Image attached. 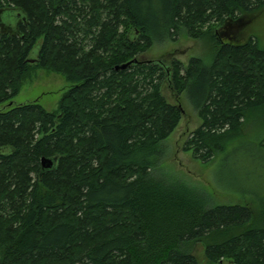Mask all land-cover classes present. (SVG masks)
I'll list each match as a JSON object with an SVG mask.
<instances>
[{"label": "trees", "instance_id": "trees-1", "mask_svg": "<svg viewBox=\"0 0 264 264\" xmlns=\"http://www.w3.org/2000/svg\"><path fill=\"white\" fill-rule=\"evenodd\" d=\"M263 10L264 0H0V264H200L197 242L206 264H264V203H210L156 171L182 113L164 80L192 100L201 122L182 150L201 162L252 113L264 121V47L250 32ZM181 28L209 48L207 62L135 58ZM38 68L70 83L56 111L13 103Z\"/></svg>", "mask_w": 264, "mask_h": 264}, {"label": "rangeland", "instance_id": "rangeland-1", "mask_svg": "<svg viewBox=\"0 0 264 264\" xmlns=\"http://www.w3.org/2000/svg\"><path fill=\"white\" fill-rule=\"evenodd\" d=\"M13 13L6 12L3 20L14 25ZM250 32L264 47V10L250 25ZM37 52H31V58ZM199 56L207 62L209 48L203 41L191 38L181 28L174 39L158 43L135 56L139 61H155L170 65L177 59L186 65L190 57ZM70 83L59 73L38 68L25 79L19 93L13 98L14 104L36 100L48 111H56L62 93ZM161 93L169 103L182 109L181 118L174 131L163 141L166 153L157 172L169 179H179L196 188L210 203H247L259 207L264 203V121L254 118L252 113L245 121L241 131L225 140L223 151L201 162L192 157L190 151L182 150L183 142L199 124L200 119L193 108L189 95L179 97L168 80L161 82ZM191 101V102H190ZM191 252L200 264H206L203 246L200 242L192 245Z\"/></svg>", "mask_w": 264, "mask_h": 264}, {"label": "water", "instance_id": "water-1", "mask_svg": "<svg viewBox=\"0 0 264 264\" xmlns=\"http://www.w3.org/2000/svg\"><path fill=\"white\" fill-rule=\"evenodd\" d=\"M29 61H32V59H29ZM130 64V61L129 62H127V63H124V64H122L121 66H120V68H125L127 65H129ZM118 68V67H117ZM42 167L43 168H50V167H52L53 166V164H54V160L53 159H48V158H43L42 159Z\"/></svg>", "mask_w": 264, "mask_h": 264}]
</instances>
